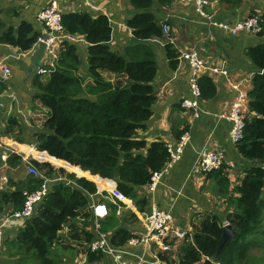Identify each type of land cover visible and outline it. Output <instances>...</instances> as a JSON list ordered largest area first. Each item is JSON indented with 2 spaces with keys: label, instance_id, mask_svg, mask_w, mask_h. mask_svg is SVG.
Returning a JSON list of instances; mask_svg holds the SVG:
<instances>
[{
  "label": "trees",
  "instance_id": "obj_1",
  "mask_svg": "<svg viewBox=\"0 0 264 264\" xmlns=\"http://www.w3.org/2000/svg\"><path fill=\"white\" fill-rule=\"evenodd\" d=\"M129 1L133 15L126 24L133 33L134 43L125 49L124 54L113 51L109 45L112 25L106 15L93 17L88 12L65 13L62 17L65 34L83 36L86 41L87 73H83L82 47L66 40L47 80L37 74L32 79L36 89L34 98L48 109V116L41 127L33 129V141H29L37 151L44 153L33 150L28 153L33 152L48 162L39 163L32 159L25 163L22 156L12 153L8 162L18 168L31 164L46 171V178H54L56 171L58 178L64 180L50 186L33 217L14 235L12 246L19 254V264L27 259H30L29 264H59L51 254L67 225H70L73 239L87 243L93 240L90 195L97 196L98 188H109L110 182L103 179L116 181L117 190L133 200L141 213L145 212L150 197L148 192L145 193V187L151 183L154 173L164 170L170 159L165 142L148 143L140 132L153 118L157 102L153 86L158 75L154 41L167 42L164 52L172 71L179 65L180 52L163 32V25H168L169 21L158 19L159 10L171 7L174 0ZM262 19V32L246 37L254 40L245 54L255 74L248 93L244 136L237 144L241 159L249 162L239 185L233 188L238 196L232 194L228 197L226 216L212 213L193 227L179 245L177 259L170 257L169 253H160L163 264H261L255 263L254 259L257 250H264V14ZM43 31L46 32L44 26ZM39 37L41 35L31 23L22 20L15 27L6 23L0 12V46H12L27 52L33 49ZM105 73L114 74L116 81L106 79ZM199 84L203 100L215 98L217 87L208 74L201 77ZM186 111L189 115L193 113ZM17 127L21 128L19 121L11 117L5 133L11 134ZM188 129L189 125L178 133L172 132L179 140ZM19 147L26 151L28 146ZM52 164L61 168L55 169ZM227 172L223 167L206 174V177H220L222 184L218 185L225 186L229 183ZM43 184V177L27 175L24 180L12 184V188L0 191V214L8 216L21 209L26 199L24 193L35 192ZM225 191L227 193L228 188ZM110 207L111 213L101 222V230L112 231L110 242L125 247L136 235L120 224L117 205ZM127 217L131 222L138 221L133 212H128ZM79 222L81 227L76 225ZM225 222L237 232V236L226 243L219 260L215 261ZM102 258L101 253L89 252V262H100Z\"/></svg>",
  "mask_w": 264,
  "mask_h": 264
},
{
  "label": "crops",
  "instance_id": "obj_2",
  "mask_svg": "<svg viewBox=\"0 0 264 264\" xmlns=\"http://www.w3.org/2000/svg\"><path fill=\"white\" fill-rule=\"evenodd\" d=\"M50 1L52 0H0V12L6 23L16 27L20 21H27L42 36L45 31H43V25L37 20V15L39 9ZM206 2L205 11L218 21L236 23L255 13L264 14V0H206ZM59 4L63 14L88 12L93 17L106 15L112 25V38L109 45L113 51L124 54L125 49L132 42L134 43L133 33L126 24L133 15V8L129 0H59ZM158 19L169 21L170 40L180 53L196 51L208 67L225 68L229 72V77L220 75L211 77L209 75L216 84L217 94L210 101L202 99V113L199 118H196L194 113L189 115V112L181 107L182 99L190 98L188 86L190 68L183 62L178 65L177 70L172 71L168 66L164 52V45L167 42L165 40H162L163 43L154 41L153 49L157 54L158 75L153 86L156 89L157 102L154 106L153 118L147 128L140 132V135L148 143L160 140L176 144L180 139L175 138L172 130L178 133L189 125L187 132L190 133L191 138L185 146L182 159L169 166L161 176L157 191L154 194L148 192L150 197L147 210L150 209L151 204H157L172 213L175 227L191 232L193 227L198 226L199 222L212 213L224 216L223 213L228 207V197L232 194L234 197L238 196L233 192V188L239 185V179L242 178L244 170L249 166V162L241 159L237 146L231 142L232 123L228 120H219L217 115L227 113L236 98L237 93L231 89L230 82L245 80L244 88L248 92L251 91L252 80L247 76V72L254 73L255 69L245 51L247 47L253 45L254 40L247 39L245 35L233 37L218 28L211 27L206 19L197 15L193 2L180 3L174 0L171 7L159 10ZM75 42L80 44L81 50L84 52L83 73L86 74V41L83 36H77ZM150 43L152 44V42ZM35 52L22 56L23 53L17 48L0 46V59H5L12 70V79L3 85V96L0 98V169L5 170L4 174L0 176V191L9 189L12 184L27 177L26 173L24 176L19 175V179L7 175L6 172L8 174L9 171L20 172L27 168V166L18 168L8 162L10 153L20 157L25 156L28 160L33 159L39 163L48 162L33 152L27 153L19 147L24 145L29 149L32 148L35 153H44L37 151L29 143V140L33 141L30 138L33 129L41 126L38 125L40 124L39 120L42 117L46 119L48 116V109L42 107L39 100L34 98L36 89H33L32 79L36 74L31 78L27 77V71L32 65ZM24 79L28 81V84L23 82ZM11 117L19 121L21 128L17 127L11 134H6L5 128ZM15 137H19L23 141H19ZM203 150L222 151L226 163L234 164L235 168L227 169L229 183H226L225 186L218 185L221 182L220 177L207 179L206 175L195 172L199 154ZM103 180L110 182L107 185L109 188L99 189L102 195L95 196V204L106 206L107 217L111 213L110 205H117L120 224L129 228L136 237H140L145 230L140 220L141 212L136 208L133 200L126 198L127 201L123 202L113 196V189L117 187L116 181ZM226 188H228L227 193ZM89 212L93 216V225L97 220L100 231L110 239L112 231L103 232L101 230V222L106 217L96 219L93 210H89ZM128 212L135 213L138 221L131 222L127 217ZM4 215L5 213L0 214V226ZM125 217L127 219L124 222ZM26 221L7 222L4 227H0V237L5 236V240L12 238L11 241H13L14 235ZM76 225L82 226L81 222ZM93 225L92 233L95 237ZM66 227L67 230H70V225ZM70 239L72 241L69 242L72 244L66 240L64 243L66 245L63 246L77 248L76 262L78 264H112L111 260L106 257H103L100 262H89V243L85 240H75L72 236ZM178 244L180 245L181 242ZM3 245L4 241L1 240V250L5 248ZM128 249L132 253L130 258L134 263L154 264L156 259H159V264H163L159 257V249L154 244L151 249L142 245ZM169 256L177 259L178 253L169 252ZM63 261L66 259L63 258Z\"/></svg>",
  "mask_w": 264,
  "mask_h": 264
},
{
  "label": "built area",
  "instance_id": "obj_3",
  "mask_svg": "<svg viewBox=\"0 0 264 264\" xmlns=\"http://www.w3.org/2000/svg\"><path fill=\"white\" fill-rule=\"evenodd\" d=\"M180 3L193 2L195 4V12L201 18L206 19L211 27H215L223 31L224 33L238 37L240 35H245L246 37H253L262 32V14L255 13L247 16L242 21L236 23H230L227 21H218L210 16L206 11L205 7L207 5L206 0H177ZM63 13L60 10L59 0H52L43 10H41L37 15V20L41 23L46 32L44 35L39 37L38 42L30 51L23 52L22 56L31 55L35 52L39 44L44 43L46 46L45 55L38 67L36 74L40 76L50 75L52 70L55 68L56 62L59 58V54L62 49V44L64 41L68 40L75 42V37L65 34L63 28ZM163 32L166 35L169 43L173 44L171 39V29L167 24L163 25ZM155 42L163 43L162 41L155 40ZM185 62L190 68L188 86L190 92V98H183L181 101V107L185 110H191L196 118H199L202 109V92L199 81L201 77L205 74L211 77H216L218 75L229 77L228 69H219L216 67H208L203 59H201L196 51L191 52H181L179 56V64ZM255 73L249 72L247 76L250 80L253 79ZM12 79V70L5 59H0V98L3 96L2 85L8 83ZM245 80L240 82L231 83L230 87L232 90L236 91L237 95L233 101L230 110L227 113H221L217 115L219 120H228L232 123V129L230 131L231 142L237 146L238 143L243 139L244 129H245V117L248 114L249 97L248 91L244 88L243 83ZM191 135L189 132L185 133L180 140L176 143H166L170 159L162 172L154 173L151 178V183L146 186V190L149 193H155L157 191V186L160 181L161 176L164 172L168 170V167L179 162L182 159L185 146L189 142ZM23 157V161L29 163V160ZM28 173L33 177H43L44 184L41 189L27 193L25 192V201L21 209L14 212L12 215H5L1 222V228L10 221H26L33 217L38 205L43 201L44 197L47 195L50 186L59 181L64 180L63 178H46L41 175L39 170L29 164ZM223 167L227 169H233L234 164H227L225 161V155L222 151L218 150H203L199 154L198 161L196 163L195 172L201 174H209L214 171L221 170ZM113 196L123 202L127 201L122 193L117 190V187L113 189ZM102 193L99 191V195ZM89 210H93V213L97 218H105L108 215V209L106 206L96 205L95 196L90 195ZM129 206V204H128ZM140 220L144 227V233L140 237H133L127 243L125 247L114 246L109 237L100 231V225L98 221L94 222L95 237L89 243L88 251L90 253H101L103 257L111 260L112 264H139L131 261L132 253L129 251V247L144 246L147 249L152 248V244L158 247L160 253H169L177 251L178 253V242H182L189 232L185 230L178 229L174 226L172 213L160 207L157 204H151L150 209L142 212L140 215ZM228 225L227 222L224 226ZM159 259H156L154 264H159Z\"/></svg>",
  "mask_w": 264,
  "mask_h": 264
},
{
  "label": "rangeland",
  "instance_id": "obj_4",
  "mask_svg": "<svg viewBox=\"0 0 264 264\" xmlns=\"http://www.w3.org/2000/svg\"><path fill=\"white\" fill-rule=\"evenodd\" d=\"M249 72H247L248 74ZM47 76H43L45 80H47ZM104 77L108 80H110L111 82H114L116 81V76L114 74H108L106 73L104 75ZM23 82L25 84H28V81L27 80H23ZM33 89H34V86H33ZM34 91V90H33ZM35 96V95H34ZM37 100V99H36ZM47 118V117H46ZM45 117H42L40 121V124L38 125H43V123L45 122L44 121ZM38 120V119H37ZM46 120V119H45ZM40 126V127H41ZM31 138V136H30ZM32 139V138H31ZM30 141V140H29ZM53 166V164H52ZM27 168H29V166H27ZM27 168H25L26 170H23V171H20V172H13V171H9V174L8 172L7 175L8 176H12V178H17L19 179V175L20 176H24V174L26 173L28 175V170ZM55 169H59L61 167H56L54 166ZM63 168V167H62ZM65 169V168H64ZM39 170V169H38ZM67 172H70L68 171L67 169H65ZM3 171V172H2ZM4 169H0V176L4 174ZM40 174L41 175H44V173L46 172H43L41 170H39ZM72 173V172H70ZM54 178H58L60 177L58 172L55 171L54 173ZM1 183V181H0ZM5 186V185H4ZM10 186V185H9ZM12 188V185L11 187H9V189ZM224 216H226V214L224 213ZM225 219V218H224ZM200 223V222H199ZM69 229V228H68ZM72 233L73 232H70V230H67V227H65V229L60 233V240H59V243H57L52 251V254H51V257L55 258L59 264H63V258L66 259L65 261V264H78L76 262V258H77V255H76V252H78V250L76 249H73L74 247H69V248H65L64 246L66 244H64L67 240V242L69 244H72L71 242L69 241H72L70 239V237L72 236ZM65 237V238H64ZM12 238H8L5 240V236L3 237H0V242L1 240L4 241V245L3 247L5 246V248H3L1 250V246H0V264H19V254L16 253V250L13 249L12 247V244H14V241H11ZM65 239V240H64ZM6 243V244H5ZM9 245V247H8ZM64 245V246H63ZM83 251V249H82ZM85 251V250H84ZM174 253L176 254L177 251H174ZM30 260V259H29ZM27 259V261H29ZM27 261H22L21 263L22 264H29V262ZM254 262L255 263H261V264H264V250H257L256 252V258L254 259ZM31 264V263H30Z\"/></svg>",
  "mask_w": 264,
  "mask_h": 264
},
{
  "label": "water",
  "instance_id": "obj_5",
  "mask_svg": "<svg viewBox=\"0 0 264 264\" xmlns=\"http://www.w3.org/2000/svg\"><path fill=\"white\" fill-rule=\"evenodd\" d=\"M46 46L44 43L39 44L37 51L33 55V62L31 67L27 71V77L31 78L32 75L36 74L38 67L41 65V62L45 55ZM264 73V71H263ZM70 184V183H69ZM237 236V232L232 229V227L228 224L223 227V234L219 243V247L217 249L215 255V261L219 260L220 254L228 241L234 240Z\"/></svg>",
  "mask_w": 264,
  "mask_h": 264
},
{
  "label": "bare ground",
  "instance_id": "obj_6",
  "mask_svg": "<svg viewBox=\"0 0 264 264\" xmlns=\"http://www.w3.org/2000/svg\"><path fill=\"white\" fill-rule=\"evenodd\" d=\"M30 150H32V148H30V149H29V148H27V150H26L25 152H27V153H28Z\"/></svg>",
  "mask_w": 264,
  "mask_h": 264
},
{
  "label": "clouds",
  "instance_id": "obj_7",
  "mask_svg": "<svg viewBox=\"0 0 264 264\" xmlns=\"http://www.w3.org/2000/svg\"><path fill=\"white\" fill-rule=\"evenodd\" d=\"M38 48V47H37ZM37 50V49H36ZM23 53V52H22ZM34 55V54H33Z\"/></svg>",
  "mask_w": 264,
  "mask_h": 264
}]
</instances>
